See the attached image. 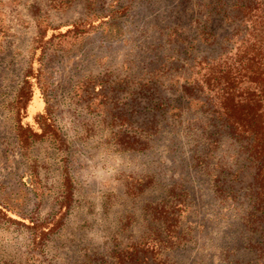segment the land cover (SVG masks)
<instances>
[{"label": "rangeland", "instance_id": "374dc122", "mask_svg": "<svg viewBox=\"0 0 264 264\" xmlns=\"http://www.w3.org/2000/svg\"><path fill=\"white\" fill-rule=\"evenodd\" d=\"M234 2L0 0V200L49 218L67 164L75 194L49 241L54 264H82L153 233L174 264L250 257L245 154L187 101L194 96L180 98L198 62L220 55L235 31L225 18ZM39 54L38 92L56 127L23 148L16 120L27 115L35 86L24 78ZM165 103L181 110L151 111ZM138 134L143 150L128 143ZM160 207L173 211L166 223ZM30 248L29 232L0 218V264H27Z\"/></svg>", "mask_w": 264, "mask_h": 264}, {"label": "trees", "instance_id": "16d2710c", "mask_svg": "<svg viewBox=\"0 0 264 264\" xmlns=\"http://www.w3.org/2000/svg\"><path fill=\"white\" fill-rule=\"evenodd\" d=\"M225 18L236 25L235 31L224 39L220 55L198 62L195 84L192 87L184 85L180 98L186 99L185 94L194 96L188 97L187 101L193 98L198 110L216 119L245 154L243 169L247 173L250 257L235 264H264V0H235ZM38 56L32 62V72L24 78L25 83L30 80L35 86L22 107L27 115L24 120L17 119L15 126L18 142L23 148L28 147L35 137L42 136L47 128L56 127L51 119L50 106L45 100L43 103L38 92L37 74L43 66L42 54ZM169 107L181 110L180 106L165 103L157 110L151 106V111L164 115L169 113ZM157 117L152 115L143 134L155 128ZM134 127L139 129L141 126ZM141 136L132 137V141H128L130 146L143 150L145 145L140 142ZM62 169L58 208L49 218L41 219L15 211L0 200V218L26 229L31 236L27 264H54L48 254L49 241L65 224L75 194L71 172L64 162ZM154 212L162 223L173 216V211L165 207L155 208ZM160 243L159 235L153 233L112 247L107 254L87 255L82 264H174L163 254Z\"/></svg>", "mask_w": 264, "mask_h": 264}]
</instances>
